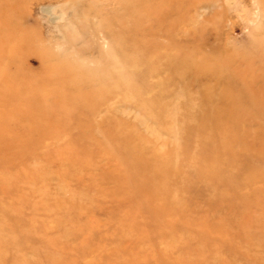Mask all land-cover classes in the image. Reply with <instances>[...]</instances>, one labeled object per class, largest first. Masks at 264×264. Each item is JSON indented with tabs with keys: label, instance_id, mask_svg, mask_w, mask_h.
I'll return each instance as SVG.
<instances>
[{
	"label": "rangeland",
	"instance_id": "1",
	"mask_svg": "<svg viewBox=\"0 0 264 264\" xmlns=\"http://www.w3.org/2000/svg\"><path fill=\"white\" fill-rule=\"evenodd\" d=\"M0 264H264V0H0Z\"/></svg>",
	"mask_w": 264,
	"mask_h": 264
},
{
	"label": "bare ground",
	"instance_id": "2",
	"mask_svg": "<svg viewBox=\"0 0 264 264\" xmlns=\"http://www.w3.org/2000/svg\"><path fill=\"white\" fill-rule=\"evenodd\" d=\"M230 2V1H229ZM58 8H53L48 6V8L45 9V11L48 14L49 19L56 20L59 17V11ZM64 14V13H63ZM52 22V21H51Z\"/></svg>",
	"mask_w": 264,
	"mask_h": 264
}]
</instances>
